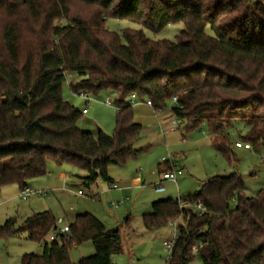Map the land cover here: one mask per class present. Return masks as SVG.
Masks as SVG:
<instances>
[{"label": "trees", "instance_id": "obj_1", "mask_svg": "<svg viewBox=\"0 0 264 264\" xmlns=\"http://www.w3.org/2000/svg\"><path fill=\"white\" fill-rule=\"evenodd\" d=\"M13 1L0 0L11 19L0 35V190L18 185L22 193L48 174L50 162L84 171L79 178L88 188L111 183L109 167L141 152L135 145L142 127L128 102L133 94L157 112L173 102L171 112L186 120L188 132L207 126L231 168L239 165L234 137L255 151L264 147V0H82L102 11L90 27L68 21L65 2L72 0H59L66 14L55 7L45 25L35 22L27 33L19 16L31 11L38 21L42 2ZM108 19L154 33L171 24L184 28L175 41L132 29L121 37L107 29ZM68 78L74 94L115 97L120 109L112 136L79 128L83 112L62 97ZM180 201L205 212L181 209ZM173 220L180 222L169 264H190L196 256L203 264H264V187L248 197L238 173L214 176L193 195L159 200L143 216L149 231ZM69 227L48 243L58 231L53 214L29 217L20 232L43 243V253L23 256L22 264H72L70 250L88 242L95 253L78 264H114L123 251L120 229L108 230L93 214L77 215ZM0 232L17 233L14 222Z\"/></svg>", "mask_w": 264, "mask_h": 264}, {"label": "rangeland", "instance_id": "obj_2", "mask_svg": "<svg viewBox=\"0 0 264 264\" xmlns=\"http://www.w3.org/2000/svg\"><path fill=\"white\" fill-rule=\"evenodd\" d=\"M17 1L19 0L13 2ZM41 2L42 15L37 18L38 21L34 20L37 16H32L31 11L24 10L25 12L20 14L25 33L26 30L30 31L28 28L33 24L43 25L47 11L50 13L55 7L66 14V9L59 0ZM65 6L69 10L68 21L80 20L89 27L102 12L98 6L82 0L65 2ZM10 20L5 11L0 10V35ZM106 27L121 37L129 29L143 30L149 39L155 41H175L184 28L180 23L171 24L164 30L154 33L129 20L117 19H108ZM70 83L71 79L68 78L62 86L63 99L79 111L88 112L82 114L78 122L79 128L94 135L101 130L112 136L115 131L117 107H120L115 97L103 91L97 95L90 94L88 97L74 94ZM108 98L113 102L112 107L105 104ZM146 100L139 99L138 105L132 106L134 121L142 127L140 140L135 145L141 152L136 157L128 159L124 165H111L108 170L109 176L114 181H120L121 187H128V191H109V184L102 180L88 188L79 178L85 175L84 171L69 164L59 166L53 162L48 163L49 173L46 176L28 183V188L33 191H46L45 198L37 195L23 197L18 185L6 186L0 190V227L8 220H12L17 231L12 234L0 232V264H22L25 255H42L44 244L29 240L27 233L20 232V229L29 217L45 211L51 212L55 219L64 218L66 224L72 223L77 215L90 213L108 230L119 228L123 251L113 256L114 264H169L171 252L164 243L174 237L175 230L171 221L166 227L153 231L147 230L143 222V216L153 212L155 202L170 198L177 200L193 195L199 192L203 183L210 178L229 176L233 173L243 177L248 197H255L264 187V147L260 151H255L253 148L247 150L234 146L233 151L239 165L231 168L228 161L212 146V135L207 126L188 132L186 124L177 132L164 134V127L168 126L169 119L173 118L171 112L173 102L169 103L165 111L156 113L154 108L145 105ZM183 138H186V141H183ZM233 139L245 144L237 137ZM163 160L168 162L171 160L182 169L183 176L177 180L179 184L166 181L162 185L163 188L158 186L162 184L163 171L167 167ZM62 174L68 178L67 182L64 177L62 178ZM139 175L142 184L137 188L130 187L131 180ZM160 188L162 190H159ZM80 191L84 195H78ZM47 242L51 241L47 239ZM94 253L93 243L88 242L72 248L70 259L72 264H78L81 259L88 258ZM190 264L203 262L196 256Z\"/></svg>", "mask_w": 264, "mask_h": 264}, {"label": "built area", "instance_id": "obj_3", "mask_svg": "<svg viewBox=\"0 0 264 264\" xmlns=\"http://www.w3.org/2000/svg\"><path fill=\"white\" fill-rule=\"evenodd\" d=\"M80 95L84 96V97H88V95L85 94V93H81ZM139 99L140 98L137 95L133 94L129 98L128 102H129V104L131 106H135V105H138ZM176 101L177 100L174 99V102H176ZM105 104L107 106H109V107L113 106V102H112V100L110 98H108L106 100ZM145 105L148 106V107L153 108V104L149 100H146ZM117 109L119 110L120 107H117ZM155 112L158 113L157 111H155ZM83 114H87V110H84ZM184 126H186V120L185 119H181V118H177L175 115H173V118L169 121L168 126H165L164 129H163L164 130V134L177 132ZM236 147L237 148H244V149H247V150L251 149V145L250 144H243L241 142L237 143ZM166 162H168V160L167 161L163 160V163H166ZM170 163H171L172 167H171L170 170H168L167 172L163 173L162 179H163V181H169V182H172V183H177L178 178L183 174L182 169L178 168V165L173 163L171 160H170ZM161 185L162 184H159L158 186L161 187ZM110 188L111 189H118V186L115 185V184H112V185H110ZM159 190H162V189L160 188ZM46 193L47 192H45V191H33V190L27 188L25 191H23L21 193V195L23 197H26V198L30 197L32 195L45 197ZM78 195L81 196V195H84V194H83V192L80 191L78 193ZM188 207H193V208L197 209L200 212V215H203L204 212H205V209L202 207V205L191 206V205L187 204L186 202L180 201V208L181 209L188 208ZM178 224H179L178 220L171 221V225H172V227L175 230L174 231L175 232L174 233V237H173L172 240L164 243V245L169 249V251L171 253H172L173 248H174L175 240L177 239V236H178ZM56 227H57L58 231L56 233H53L50 236V238H49L50 241H55L56 238H57V234L58 233L62 234V235H65V234H68L70 232L69 224H66L64 218L56 219ZM199 247H202V246L200 245V246L193 247L192 251H193L194 254H196L198 252Z\"/></svg>", "mask_w": 264, "mask_h": 264}, {"label": "crops", "instance_id": "obj_4", "mask_svg": "<svg viewBox=\"0 0 264 264\" xmlns=\"http://www.w3.org/2000/svg\"><path fill=\"white\" fill-rule=\"evenodd\" d=\"M88 113V112H87ZM172 117V116H171ZM169 119V118H168ZM169 121H170V119H169ZM168 121V122H169ZM166 125H167V123H166ZM183 141H186V138H183ZM173 162V161H172ZM167 163V167L165 168V170L163 171V173H165V172H167L168 170H170L171 169V163L170 162H166ZM173 163H175V162H173ZM48 173H49V171H48ZM62 176V178L64 177L63 176V174L61 175ZM181 176H183V174L181 175ZM180 176V177H181ZM64 180L67 182V180H68V178L67 177H64ZM113 180V179H112ZM161 182H162V185H163V183H166V181H163V179H161ZM171 183V182H170ZM109 184V187H108V189H109V191H118V192H122V191H128V187H121V182L120 181H112L111 183H108ZM110 184H115V185H117L118 186V189H111L110 188ZM142 184V178H141V176L139 175L138 177H135V178H133L132 180H131V185H130V187H133V188H137V187H139L140 185ZM175 184H179V182L177 181V183H175ZM162 185H161V187H162ZM164 187V186H163ZM162 187V188H163ZM30 189V188H29ZM46 192V191H45ZM45 198V197H44Z\"/></svg>", "mask_w": 264, "mask_h": 264}]
</instances>
